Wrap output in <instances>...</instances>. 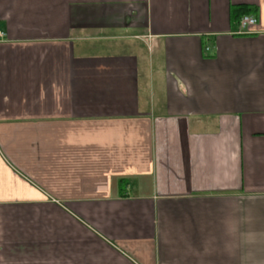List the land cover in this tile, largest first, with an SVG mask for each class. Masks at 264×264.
I'll return each instance as SVG.
<instances>
[{
    "label": "crops",
    "instance_id": "crops-1",
    "mask_svg": "<svg viewBox=\"0 0 264 264\" xmlns=\"http://www.w3.org/2000/svg\"><path fill=\"white\" fill-rule=\"evenodd\" d=\"M0 31V264H264V0H0Z\"/></svg>",
    "mask_w": 264,
    "mask_h": 264
},
{
    "label": "built area",
    "instance_id": "built-area-1",
    "mask_svg": "<svg viewBox=\"0 0 264 264\" xmlns=\"http://www.w3.org/2000/svg\"><path fill=\"white\" fill-rule=\"evenodd\" d=\"M255 23H256V19L251 15H243L239 20V24L241 28L252 27L255 25ZM3 36L4 33L0 31V39L3 38Z\"/></svg>",
    "mask_w": 264,
    "mask_h": 264
},
{
    "label": "trees",
    "instance_id": "trees-1",
    "mask_svg": "<svg viewBox=\"0 0 264 264\" xmlns=\"http://www.w3.org/2000/svg\"><path fill=\"white\" fill-rule=\"evenodd\" d=\"M232 12H239V18H241L243 15H249L256 13V8L253 6L248 5H238L235 6L233 9H231Z\"/></svg>",
    "mask_w": 264,
    "mask_h": 264
}]
</instances>
